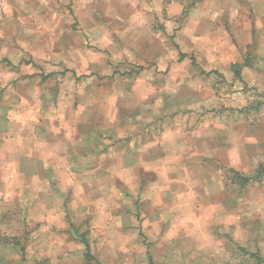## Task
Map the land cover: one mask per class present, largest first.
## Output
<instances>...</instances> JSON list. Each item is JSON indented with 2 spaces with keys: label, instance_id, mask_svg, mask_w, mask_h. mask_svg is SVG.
<instances>
[{
  "label": "rangeland",
  "instance_id": "374dc122",
  "mask_svg": "<svg viewBox=\"0 0 264 264\" xmlns=\"http://www.w3.org/2000/svg\"><path fill=\"white\" fill-rule=\"evenodd\" d=\"M10 6L12 17H5ZM0 11V39L13 45L10 53L20 61L12 63L0 50V214L15 217L0 230L3 242L15 239L29 250L36 241L26 231L24 215L27 189L42 179L24 176L31 166L17 159L35 147L38 133L47 143L58 136V153L60 140L77 151L79 141L72 147L70 135L75 118H81L84 189L90 187L84 174L90 169L122 164L126 139L106 142L107 131L93 125L109 111L114 123L122 119L120 134L142 142L183 122L182 130L197 135L189 166L202 163L211 173L192 183V175L202 170L194 168L178 180L172 209L159 196L139 200V180L147 186L154 179L148 170L136 173L137 182L126 180L133 191L118 176L110 193L84 195L67 216L62 238L69 244L68 257L62 264H85L82 232L100 264H149L148 253L152 264H263L264 179L239 194L229 188L224 209L187 205L197 201L193 190L203 188V178L219 176L229 184L230 167L198 154L200 147H213L211 153L221 160L234 155V170L243 175L264 162V0H5ZM235 64L242 65L241 79L234 76ZM49 148L41 145L43 151ZM39 165L55 177L50 181L68 190L77 187L80 178L75 181L73 174L58 178L57 171L68 167L58 157ZM164 210L171 216L162 225ZM238 216L242 229L233 226ZM12 254L0 250V261L20 260L19 251Z\"/></svg>",
  "mask_w": 264,
  "mask_h": 264
},
{
  "label": "crops",
  "instance_id": "0c3cea01",
  "mask_svg": "<svg viewBox=\"0 0 264 264\" xmlns=\"http://www.w3.org/2000/svg\"><path fill=\"white\" fill-rule=\"evenodd\" d=\"M3 1L5 0H0V7ZM6 1H11V0H6ZM13 10H15V8L10 6L9 9H7L5 12L3 11L2 12L5 17H10V16L12 17L13 12L10 11ZM1 14L2 13L0 11V16ZM9 43L12 44L11 41H9ZM12 46L13 45H9L8 43H3L0 39V50L2 51L1 54L7 59L11 60L12 63L19 64L20 61L16 63L10 53ZM113 113L114 112L107 111L106 117L105 116L103 118L100 117L101 120L100 125L97 124H93V125L95 127H98L97 130L101 129L107 131L105 136L106 142H109L110 138H113L111 143H114L116 140V143L120 144L121 143L120 140H123V138H125L126 141L128 142L129 147L125 148L126 155L123 158V162L121 165L116 167H111L110 169H106V170H101L97 168L95 170L90 169L89 172L84 173V174L88 173V176L91 179L89 181L90 182V187H88L89 189L82 188V181L80 178V176L82 177V174L84 172L83 168L87 165V161H85L84 164L82 163L84 158L80 153L81 137L78 135V130L81 127L80 125L81 118H75L76 120L74 122L75 128L73 133L70 135V138L72 136V139H74L73 140L74 143L72 147L78 145V141H79V148L77 149V151L76 148L71 149L70 145L64 146L63 142L60 140L61 148L58 153V151L56 150V148L59 146L58 136L55 137L53 142L51 141L47 143L45 141L44 134L40 132L38 133L39 140L36 143L35 147L34 144H32L30 150L27 149L26 154L22 155L25 158L19 157L17 159V162L19 163L26 162L29 163V165L31 166V169L29 170L26 169L27 171L25 170L26 173L24 176L27 177L33 176L32 179H42V184L41 185L33 184L31 187H28L27 189L29 201H28V205H26V209L28 207V210H27V214L25 213L24 215V220H25V225H28L29 228H27L26 231H29V233L32 231V235L36 236L35 237L36 241L33 242L29 250L28 248L27 250H25L23 247L20 248V244L18 243L17 240L15 241V239H11L8 242L7 241L3 242L4 239L2 240V237H0V241L2 240L0 242V250H2L3 252L4 251L12 252L13 254H16L19 251V253L21 254L20 260L15 261L14 264L65 263V259H66L65 257H68L65 254V246L66 245L68 246L69 244L68 243L66 244L62 237L65 235V231H66V226L68 221L67 216H69L71 211L77 210L79 208V204L83 202L82 197L84 195H88L91 198L101 193H105V194L110 193V191L112 190L110 189L111 188L110 182L111 180L117 178L118 176L121 178L122 182H125L127 179H130V181L137 182L135 181L136 178L138 179L136 173L137 172L145 173L148 170L149 173L153 174L152 176H154V179L151 180L152 182L149 181L150 184H148L147 186H143L142 181L138 179L139 186H138L137 194L139 195V200L140 201L145 200L146 202L154 199V197L159 196L160 198L167 199V201L163 204L164 206H166V209H172L173 207L172 193L173 190H176L177 187L176 184L178 180L180 182L182 179L187 178V174L189 173V170L194 168H199L202 169L203 171L198 170L196 173L192 175L191 177L192 183H197L198 180L197 178H199V175L201 173L204 172L205 175L206 173H211L207 171V167H203L204 164L202 163H200V165L199 164L192 165V167L189 166L191 156L193 155V152L196 150L195 145H198L197 143H195L194 140V137L197 138V135H195L194 133H190L187 130H182L184 126L183 122L176 121L172 124L171 128L163 131V133L160 135L159 138H155V139L153 138V140L142 142V140L139 139L140 137L138 138H136L135 136L127 137V135H125L126 133L120 134L119 131L123 132L124 126L123 127L119 126L118 123L122 119L118 118L116 119V123H114V118H111ZM120 114L122 113L120 112ZM115 127L116 130H113ZM110 131H116L119 134V137L117 138L115 136H112ZM64 137L68 138V133L64 135ZM89 138L90 141H92L93 143L94 140L97 139V136L94 135L93 130L90 131ZM44 144L50 147L49 152L41 150V145ZM202 146L204 145L202 144ZM212 149L213 147H211L209 150L200 147L197 153L203 154L204 152V155H207L208 153L210 158H216L217 160H220L225 165L230 167V169L236 168L235 163H231V161L235 160L234 157H231L234 155H230L229 152L230 156L228 158H224L223 160H221L217 157V154L215 155L211 153ZM57 157L59 158V160L64 161L66 166H68L63 169H59L57 171L58 178L61 177L64 178L65 176L68 177L73 174L75 176L74 177L75 181L77 178L78 179L80 178V180L77 182L76 188L74 189L72 188L68 190L66 187H62L59 181L56 182L50 181L49 178H55V177H51V175H48V173H46L43 170L42 166L39 165L40 162L45 158L52 160ZM0 160H1V154H0ZM55 162L57 161H53V164ZM177 162L181 164L182 166L181 168H179ZM175 164H176L175 169H177V171L172 170V167ZM168 168H170L172 171H170V169ZM208 168L210 171L214 172V170L211 168L210 165H208ZM18 171L21 172L20 169ZM218 178L220 177L215 176L214 178H212L207 176L203 178L202 179L204 181L202 185L203 188L199 187V188H194L193 190L197 201H194L192 198L191 204L189 203L187 207L194 204L193 207L196 208L197 203L199 204L201 202L203 204V207L209 210H215V209L217 210L218 208L224 209V202H223L224 194H228L229 188L233 189L234 195L239 194L240 193L239 190L241 188L232 185L230 182L229 184L224 181L219 182ZM140 179H142V177H140ZM126 182H127V185H125L127 186L126 190L128 192L133 191L134 188L130 189L129 181ZM160 182H162V184L164 183L163 187L160 186L158 187ZM197 186H200V183ZM66 196H68V201L66 200ZM240 197L241 196L239 195V198ZM200 198H202L203 201ZM126 200L127 202L130 201L131 203H133V200L131 198H126ZM154 216L155 214L153 215V217ZM170 216L171 213L166 210L165 216L161 220L160 224L163 225L164 222ZM14 218H15L14 216L13 217L11 216L8 219L4 217V213L1 212L0 230L1 229L7 230L5 227L7 225L6 220L10 221L11 219ZM71 221H74V219ZM208 221L207 223H210ZM18 224L19 222H17V225ZM233 226L238 227V229L239 228L242 229V221L239 219V216L236 219L234 218ZM2 232H0V236H3ZM78 234L81 235L83 234V232ZM50 235L52 236L53 239L47 240L49 238L48 236ZM28 251H30L31 253H29ZM91 255L95 259L92 253ZM149 257L151 256L149 255ZM62 259L63 262H61ZM84 260H85V256H84ZM7 263L8 261H4V260L0 261V264H7ZM94 263L95 262H93L92 264Z\"/></svg>",
  "mask_w": 264,
  "mask_h": 264
},
{
  "label": "trees",
  "instance_id": "16d2710c",
  "mask_svg": "<svg viewBox=\"0 0 264 264\" xmlns=\"http://www.w3.org/2000/svg\"><path fill=\"white\" fill-rule=\"evenodd\" d=\"M181 57H183V55L181 54ZM245 65V64H243ZM241 66L239 64H235L233 65V73L235 78L241 79ZM227 175H226V179L235 186H238L239 188H245L246 186H248L251 183H258L259 181H261L262 179H264V162L260 163L258 166H256V168L251 172V174L249 175H243L241 173H239L238 171L234 170V169H228L227 170ZM80 237V243L83 244L86 248V252H85V261L86 264H92L93 262H95L94 264H100L98 261H96L91 253H90V249L88 246V241L83 234L78 235ZM149 264H152V259L151 257H149ZM262 263L264 264V262L262 261Z\"/></svg>",
  "mask_w": 264,
  "mask_h": 264
}]
</instances>
